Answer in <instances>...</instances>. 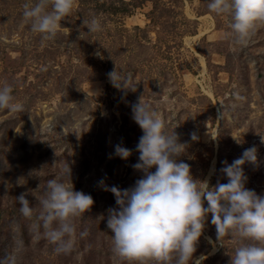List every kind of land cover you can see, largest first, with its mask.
Listing matches in <instances>:
<instances>
[{"label": "rangeland", "instance_id": "obj_1", "mask_svg": "<svg viewBox=\"0 0 264 264\" xmlns=\"http://www.w3.org/2000/svg\"><path fill=\"white\" fill-rule=\"evenodd\" d=\"M36 2L0 0V87L10 85L24 105L0 110V261L21 245L18 264H139L113 253L107 216L117 205L106 188L128 189L143 177L133 168L143 132L132 106L140 100L185 144L179 160L194 179L214 169L210 187L228 182L224 161L255 146L245 187L264 196V23L239 43L231 18L212 12L209 0H76L56 37L43 40L23 16ZM93 18L101 31H88ZM114 70L120 88L110 81ZM117 144L131 150L126 160L114 154ZM67 164L74 190L94 204L75 221L73 251L58 254L35 226L48 180L70 183ZM21 193L35 209L31 219L20 213ZM211 219L194 260L230 264L250 241L218 240Z\"/></svg>", "mask_w": 264, "mask_h": 264}, {"label": "clouds", "instance_id": "obj_2", "mask_svg": "<svg viewBox=\"0 0 264 264\" xmlns=\"http://www.w3.org/2000/svg\"><path fill=\"white\" fill-rule=\"evenodd\" d=\"M75 3L76 0H37L35 4L24 5L23 16L31 23L34 33L40 34L43 40H51ZM208 8L217 15L226 14L231 18L230 27L239 43L250 37L258 23H264V0H209ZM85 23L90 32L102 30L96 18ZM108 75L113 86H123L116 82L119 79L116 70ZM12 93L10 85L0 87V110L22 112L24 105L16 102ZM132 112L133 120L143 132L136 146L139 162L133 168L141 171L143 177L128 189L106 188L114 194L117 205L108 210L107 216L113 253L139 264L148 261L196 264L193 254L206 217L211 214L218 240L232 234L250 241L235 249L230 264H264V196L245 187L247 177L243 167L246 163H257V148L245 149L231 164L224 161L221 171L228 182L210 187L207 180L194 179L190 165L179 160L185 144L174 131L171 134L166 131L164 121L150 105L140 100L132 106ZM114 154L126 160L132 153L117 144ZM62 175L68 176L70 183L62 179L48 180L39 199L40 223L35 227L38 235L43 229V238L56 246L58 254H70L75 244V221L90 210L94 200L91 195L74 190L68 164ZM16 199L20 213L31 219L35 209L26 194L21 193ZM86 234L81 232L80 236ZM20 251L21 245H17L0 264H18Z\"/></svg>", "mask_w": 264, "mask_h": 264}, {"label": "bare ground", "instance_id": "obj_3", "mask_svg": "<svg viewBox=\"0 0 264 264\" xmlns=\"http://www.w3.org/2000/svg\"><path fill=\"white\" fill-rule=\"evenodd\" d=\"M213 171H214V169L212 168L210 173H209V176L207 177V181L209 180L210 176L213 174Z\"/></svg>", "mask_w": 264, "mask_h": 264}]
</instances>
